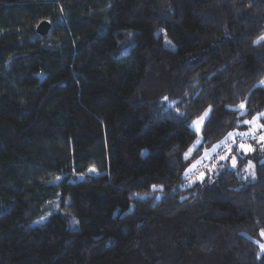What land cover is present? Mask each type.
<instances>
[{
  "label": "trees",
  "instance_id": "trees-1",
  "mask_svg": "<svg viewBox=\"0 0 264 264\" xmlns=\"http://www.w3.org/2000/svg\"><path fill=\"white\" fill-rule=\"evenodd\" d=\"M262 36L264 0H0V264H264V140L184 182L264 111Z\"/></svg>",
  "mask_w": 264,
  "mask_h": 264
},
{
  "label": "rangeland",
  "instance_id": "rangeland-1",
  "mask_svg": "<svg viewBox=\"0 0 264 264\" xmlns=\"http://www.w3.org/2000/svg\"><path fill=\"white\" fill-rule=\"evenodd\" d=\"M262 80H264V78L262 79ZM261 80V81H262ZM261 84V83H260ZM262 85H264V84H262ZM205 112V111H204ZM204 112H203V114H204ZM202 114V115H203ZM259 114L260 113H256V114H254L252 117H250L249 119H247L246 121H252L253 123L252 124H248V123H245V127H243V128H241V129H232V130H229L224 136H222L219 140H217V141H215V142H212L211 144H209L208 146H205V147H203L202 148V150H201V152L195 157V159H193V161H191L190 163H189V165H188V169H191L190 171H188L187 172V174H189V173H191V172H193V171H195L196 169H201V166H202V164H204V163H207L208 161H210L211 159H213L214 158V156L217 154V152H219V150H220V148L222 147V146H226L227 144H231V143H233V138H229L226 142H224V143H221L222 141H225V137H227L228 136V133H246L247 135H243V136H241V135H236L235 137H234V140H235V142H239V143H237L236 144V146H239L240 144H244L245 146H250L251 147V145H249L250 144V141L248 142V141H246V142H242V138L243 137H247V136H249V135H251L252 133H253V131H254V127H260L261 126V122H260V120H258V119H254L255 117H257V116H259ZM263 114H264V112H263ZM201 115V116H202ZM201 116H199V117H201ZM199 117H197V118H195L193 121H197L198 120V118ZM193 121L190 123V126L192 127V125H193ZM203 123V122H202ZM202 125V124H201ZM201 125H200V128H201ZM194 130H195V128L194 127H192ZM261 128V127H260ZM196 131V130H195ZM196 137H195V139H194V142L195 141H197V139L198 138H201V136H200V130L199 131H196ZM194 142H193V144H194ZM264 142V141H263ZM193 144H192V146H193ZM217 144H219V147H217V148H213V146L214 145H217ZM192 146L190 147V148H192ZM263 148H264V143H263ZM206 150H207V156H205V152H206ZM243 150V149H242ZM244 151V150H243ZM229 152V150L227 149V150H225L224 152H223V154H221L220 155V157L221 156H224V155H226L227 153ZM208 166H209V163H208ZM207 166V167H208ZM206 167V168H207ZM203 169H205V168H203ZM203 169H201V171L200 172H202V170ZM253 171H254V163L253 162H247V164L245 165V168L242 170V174L243 175H240V176H243V177H247V178H252L253 177ZM200 172H199V174H200ZM187 174H186V176H187ZM198 174V175H199ZM197 175V176H198ZM196 176V177H197ZM79 178H81L80 176H79ZM190 183H192V182H190ZM189 183V184H190ZM263 239H264V235H263ZM264 241V240H263ZM264 245V244H263ZM261 248V252H263L264 253V249H262V247H260Z\"/></svg>",
  "mask_w": 264,
  "mask_h": 264
},
{
  "label": "snow or ice",
  "instance_id": "snow-or-ice-1",
  "mask_svg": "<svg viewBox=\"0 0 264 264\" xmlns=\"http://www.w3.org/2000/svg\"><path fill=\"white\" fill-rule=\"evenodd\" d=\"M259 39H264V36L260 37ZM260 83H261V84H264V80H262ZM164 99L167 100V97H165ZM173 103H174V102H173ZM239 107H240V108H244V104H241ZM177 111L179 112V110H177ZM209 111H210V108H209L208 110H205L204 114H203L201 117H199L197 121H193V125H192V127H194L196 131H199V130H200V125H201L202 122L205 120V118L208 117V115H209ZM179 114H180L181 116L184 115L183 113H179ZM260 115H264V114H260ZM254 119H259V116L255 117ZM245 123L252 124L253 122H252V121H245ZM260 127H264V125H261ZM236 135H241V136H243V135H247V134H246V133H231V132H230V133H228V136L225 137V141H222L221 143L226 142L229 138H233V143H235L234 137H235ZM261 139L264 140V137H261ZM201 141H202V137H201V138H198L197 141L194 142L192 148H190L189 151L185 153V159H188V158L190 157L191 152L193 151V149L196 148L197 146H199L200 143H201ZM217 147H219V144L213 146V148H217ZM239 149H243L244 151H251V150H252V149L250 148V146H245L244 144H240V145L238 146V150H239ZM230 151H231V148H229V152H230ZM207 154H208V153H207V150H206V152H205V156H207ZM220 159H221V160L228 159L227 154L224 155V156H221ZM231 160H232V166L235 167V163H236V158H235V156H232V157H231ZM214 167H215V165H213V168H214ZM190 170H191V169L186 170V174H187V172L190 171ZM211 170H212V169H209V171H211ZM93 171H94V170H93ZM254 175H255V174L253 173V178H254ZM199 179L203 180V173H201ZM156 187H157V186L154 185V186H153V189L155 190ZM160 188H161V190H162V186H160ZM157 199H159V197H157ZM181 199H184V197H182ZM262 235H264V232H262ZM261 247H262V249H264V245H262Z\"/></svg>",
  "mask_w": 264,
  "mask_h": 264
},
{
  "label": "built area",
  "instance_id": "built-area-1",
  "mask_svg": "<svg viewBox=\"0 0 264 264\" xmlns=\"http://www.w3.org/2000/svg\"><path fill=\"white\" fill-rule=\"evenodd\" d=\"M261 137H264V127L259 128V130L253 132L251 135H249L247 137H243L242 142L259 141V140H262ZM237 143H239V142H235V143L227 144L226 146H222L220 148L219 152H217V154L214 156L213 159L219 158V156L221 154H223V152L225 150H227V149L229 150V148L236 146ZM208 163H209V161L207 163L202 164L201 169L206 168L208 166ZM201 169H196L195 171L187 174V176H185V178H184V182L186 184H189L190 182H192L194 180V178L199 174Z\"/></svg>",
  "mask_w": 264,
  "mask_h": 264
},
{
  "label": "water",
  "instance_id": "water-1",
  "mask_svg": "<svg viewBox=\"0 0 264 264\" xmlns=\"http://www.w3.org/2000/svg\"><path fill=\"white\" fill-rule=\"evenodd\" d=\"M50 23L47 20H41L36 26V32L39 34H46L50 29Z\"/></svg>",
  "mask_w": 264,
  "mask_h": 264
},
{
  "label": "crops",
  "instance_id": "crops-1",
  "mask_svg": "<svg viewBox=\"0 0 264 264\" xmlns=\"http://www.w3.org/2000/svg\"><path fill=\"white\" fill-rule=\"evenodd\" d=\"M263 112H264V111H263ZM263 112H260V114H263ZM260 114H259V119H258V120H260L262 117H264V115H260ZM259 128H260V127H254V131H253V132L259 130ZM244 152H247V151H244ZM219 157H220V156H219Z\"/></svg>",
  "mask_w": 264,
  "mask_h": 264
}]
</instances>
